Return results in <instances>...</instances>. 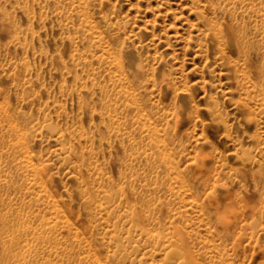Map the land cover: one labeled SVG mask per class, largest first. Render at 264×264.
<instances>
[{"label":"rangeland","instance_id":"374dc122","mask_svg":"<svg viewBox=\"0 0 264 264\" xmlns=\"http://www.w3.org/2000/svg\"><path fill=\"white\" fill-rule=\"evenodd\" d=\"M0 264H264V0H0Z\"/></svg>","mask_w":264,"mask_h":264}]
</instances>
